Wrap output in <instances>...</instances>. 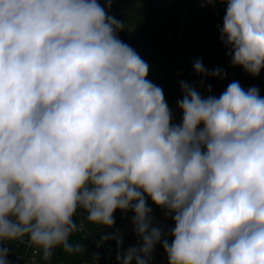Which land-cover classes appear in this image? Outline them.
<instances>
[{"label":"clouds","instance_id":"obj_1","mask_svg":"<svg viewBox=\"0 0 264 264\" xmlns=\"http://www.w3.org/2000/svg\"><path fill=\"white\" fill-rule=\"evenodd\" d=\"M201 2L226 5L220 41L232 66L259 76L264 0ZM105 6L0 0V264L6 241L27 238L45 260L57 247L81 251L69 243L78 210L107 228L117 210L133 213L142 243L118 252V264H151L157 244L168 264H264V97L238 81L205 97L181 81L173 123ZM193 70L226 75L199 59ZM148 198L174 227L154 225Z\"/></svg>","mask_w":264,"mask_h":264},{"label":"trees","instance_id":"obj_2","mask_svg":"<svg viewBox=\"0 0 264 264\" xmlns=\"http://www.w3.org/2000/svg\"><path fill=\"white\" fill-rule=\"evenodd\" d=\"M99 1V0H98ZM130 0H111V7H106L109 15L125 23L135 26V35L126 44L131 46L146 61L150 67L148 79L161 87L165 99L171 107L176 98L181 95L180 82H188L195 77L204 80L211 91L226 88L232 81L240 84L245 80L244 69L232 66L228 49L221 43L219 29L223 24L226 10H218L221 3L215 5L202 3L201 0H139L138 14L127 15L121 11V5ZM217 9L216 12H213ZM197 59L203 62L205 68L211 72L220 69L226 73L223 79L211 76L202 77L193 70V62ZM180 64L184 67L180 69ZM180 71V79L175 82L174 77ZM168 229L174 227L168 217ZM112 236L104 233L102 236ZM101 236V238H102ZM101 238L83 241L78 235L72 234L69 243L80 245L79 252H66L57 247L49 260L41 257L43 264H74L83 251L90 255L105 254L113 251V244L108 239L101 243ZM113 242V241H112ZM171 243V237L169 238ZM8 249L7 258L12 257L19 250L13 243L5 246ZM153 264V262H151Z\"/></svg>","mask_w":264,"mask_h":264},{"label":"built area","instance_id":"obj_3","mask_svg":"<svg viewBox=\"0 0 264 264\" xmlns=\"http://www.w3.org/2000/svg\"><path fill=\"white\" fill-rule=\"evenodd\" d=\"M224 9L225 4H220L218 10ZM216 10L217 9H214L213 12H216ZM130 38L131 37L127 35V40ZM183 67L184 64H180V69ZM244 74L245 80L240 85L245 90L250 87H256L259 89L260 96L264 97V69L261 70L259 76H251L245 71ZM225 89L226 88H221L217 92L220 95ZM179 98L181 99L182 95H180ZM147 204L148 207L152 209L154 225L163 228L165 232H167L169 221L164 210L154 205L150 198L147 199ZM114 217L115 224L111 228L96 226L89 223L86 220V213H84L82 210H78L77 214L74 217V220L80 225V228L73 234L78 235L83 241L101 238V236L106 232L111 234H118L122 239V245L119 248L116 241L114 239L111 240V244H113V251L98 255L99 259L97 261V264H118V261L116 259L118 252L123 255V253L126 252L129 248L139 247L142 243L141 239L134 232L132 224L133 213L131 211H129L128 213H122L121 211L117 210L114 213ZM169 238L170 236L168 237V239ZM10 243H13L16 249L19 251L16 252L12 257L7 258L8 264H43L41 262L42 250L36 248L35 246L29 245V243L27 242V238L22 241H6L4 242V245L8 246V244ZM80 248L81 250L83 249V247L81 246ZM92 256L93 255L82 251L74 264H94ZM155 256H160L163 259L167 258V255L164 252L161 244H157L155 246V249L152 253V258ZM151 262L153 261L151 260Z\"/></svg>","mask_w":264,"mask_h":264},{"label":"rangeland","instance_id":"obj_4","mask_svg":"<svg viewBox=\"0 0 264 264\" xmlns=\"http://www.w3.org/2000/svg\"><path fill=\"white\" fill-rule=\"evenodd\" d=\"M101 1L102 0H99L98 2L101 3ZM141 4H142V2L139 0H130L127 3H123L121 5V11L124 14L135 16L138 14V9H139V6ZM101 5H102V3H101ZM124 25H125V28L118 33V36L122 41H124L126 43L127 42V35L131 38L135 35V26L131 23H125ZM180 76H181L180 71L175 74V77H174L175 82L179 81ZM201 81H203V83H201ZM188 83L190 85H193L197 89V91H199L201 93L202 96L206 97L207 95L211 94V95H215V96L219 97V93L217 91H211V93H209L208 86L204 82V80H202V79H198V80L193 79V80L188 81ZM181 95H182V93H181ZM179 99L180 98H176L170 107V109L173 112V123H175V124H179L181 122V118H182V112L177 107V101ZM152 261H153V264H168V258L163 259L160 256L153 257ZM36 264H38V263H36ZM133 264H135V262H133Z\"/></svg>","mask_w":264,"mask_h":264},{"label":"water","instance_id":"obj_5","mask_svg":"<svg viewBox=\"0 0 264 264\" xmlns=\"http://www.w3.org/2000/svg\"><path fill=\"white\" fill-rule=\"evenodd\" d=\"M194 80H198V77H195Z\"/></svg>","mask_w":264,"mask_h":264}]
</instances>
